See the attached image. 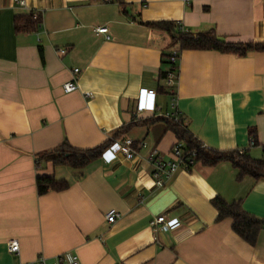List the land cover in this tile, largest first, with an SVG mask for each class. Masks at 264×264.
Here are the masks:
<instances>
[{
    "label": "crops",
    "instance_id": "1",
    "mask_svg": "<svg viewBox=\"0 0 264 264\" xmlns=\"http://www.w3.org/2000/svg\"><path fill=\"white\" fill-rule=\"evenodd\" d=\"M17 1L25 5L0 0V264H32L40 256L57 264L62 255H77L82 264H264V229L253 247L231 220L216 221L213 206L219 197L242 201L264 220L263 181H237L228 163H199L157 188L147 161L153 150L169 157L177 142L165 123L149 122L159 118L155 107L172 112L173 100L204 147L248 150L261 159L264 52L184 51L173 96L160 74L170 70L163 56L178 46L142 25L173 21L196 34L214 30L231 43L264 42V0ZM31 12L42 15L40 29L17 33L15 19ZM104 26L111 40L95 33ZM75 69L79 88L65 93ZM162 86L167 93H159ZM124 138L147 147L136 159L109 152L81 171L37 165L64 142L86 150ZM41 176L70 187L40 196ZM111 210L121 214L114 224L106 220ZM161 216L169 230L155 233L151 222ZM13 239L18 254L9 251Z\"/></svg>",
    "mask_w": 264,
    "mask_h": 264
},
{
    "label": "trees",
    "instance_id": "2",
    "mask_svg": "<svg viewBox=\"0 0 264 264\" xmlns=\"http://www.w3.org/2000/svg\"><path fill=\"white\" fill-rule=\"evenodd\" d=\"M97 1V0H92ZM119 1V0H107ZM42 25V15L31 12L26 16H19L15 19V31L17 33H34ZM142 25L149 28L166 32L172 39L174 46H178L176 52L179 55L184 51H217L222 54H232L244 57L251 52H264V42L256 43H231L219 37L214 30L205 33H192L183 30L181 24L173 21L146 22ZM170 56H163L165 64L170 65L168 72H162L160 79L165 81L167 74L178 69L179 65L173 64ZM159 93H167L165 87L159 88ZM160 121L166 124V129L172 131L177 142L183 146L184 150L189 153H195L196 164H202L205 167H216L221 163H228L236 172V180L242 181L245 178L252 179L255 182H264V158L255 159L250 155L248 150L235 151H214L207 149L203 144L194 137L188 130L186 121L181 115L179 122H174L165 118L153 119L149 122ZM133 126L124 127L114 134V138H119L122 134L127 133ZM254 137V133H252ZM114 146L112 140H108L102 145L93 149H76L68 142H64L60 147L42 154L37 159V165L51 163L53 167H69L74 170H84L97 160L105 158L110 149ZM37 192L40 196L48 192H63L70 185L66 181H58L55 176H41L36 180ZM213 206L218 212L216 221H232V230L246 243L255 247L258 244L261 232L264 229V220L247 213L242 206V201L227 202L222 198L213 200Z\"/></svg>",
    "mask_w": 264,
    "mask_h": 264
},
{
    "label": "built area",
    "instance_id": "3",
    "mask_svg": "<svg viewBox=\"0 0 264 264\" xmlns=\"http://www.w3.org/2000/svg\"><path fill=\"white\" fill-rule=\"evenodd\" d=\"M189 3V0H185ZM19 5L24 6L25 3L23 1H17ZM39 12H35L38 14ZM182 26V25H181ZM183 28V26H182ZM184 30V28H183ZM97 35H105L107 40H111L112 36L108 27H98L95 30ZM60 54H64L66 51L63 49L58 50ZM180 55L178 52H174L171 58V61L175 65H179ZM79 69H75L73 71V80L65 83L62 86V89L65 93H72L78 90V77L80 74ZM178 81V69L173 70L167 74L165 78L166 88L169 92L174 96L175 95V87ZM149 95H155L156 92L151 90L148 92ZM87 98H92L91 93L85 94ZM155 116L161 117L165 119L172 120L174 122H179V117L181 114L177 111L175 106V100L172 103V112H163L161 108L155 107ZM114 142V146L110 149L109 152H113L115 154H121L126 159H136L139 156L140 150H143L147 147V143L137 142L131 138H124L119 140H112ZM255 146V139L251 137L250 147ZM243 150H241L242 152ZM108 152V153H109ZM195 153L191 155L187 153L183 146L179 143H176L169 157H165L160 154L158 151L153 150L149 156L147 157V161L152 167L151 176L154 180V184L157 188H163L166 184L171 181L176 174L180 171H191L194 166H196ZM106 158V157H105ZM121 218V214L115 210H111L107 216L106 220L109 224L116 223ZM152 229L155 233L159 232H167L169 230V224L166 223L165 217L161 216L154 219L151 222ZM9 251L12 254H18L20 252V244L18 240H10L9 242ZM32 264H47L46 259L43 256H40L35 262ZM57 264H82L80 258L77 255H62L57 258Z\"/></svg>",
    "mask_w": 264,
    "mask_h": 264
},
{
    "label": "rangeland",
    "instance_id": "4",
    "mask_svg": "<svg viewBox=\"0 0 264 264\" xmlns=\"http://www.w3.org/2000/svg\"><path fill=\"white\" fill-rule=\"evenodd\" d=\"M261 158H264V154H262V157Z\"/></svg>",
    "mask_w": 264,
    "mask_h": 264
}]
</instances>
